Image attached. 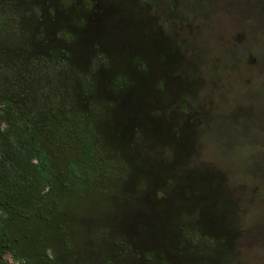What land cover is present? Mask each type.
<instances>
[{
    "label": "rangeland",
    "instance_id": "rangeland-1",
    "mask_svg": "<svg viewBox=\"0 0 264 264\" xmlns=\"http://www.w3.org/2000/svg\"><path fill=\"white\" fill-rule=\"evenodd\" d=\"M2 37L0 264H264V0H0Z\"/></svg>",
    "mask_w": 264,
    "mask_h": 264
},
{
    "label": "trees",
    "instance_id": "trees-1",
    "mask_svg": "<svg viewBox=\"0 0 264 264\" xmlns=\"http://www.w3.org/2000/svg\"><path fill=\"white\" fill-rule=\"evenodd\" d=\"M3 40L0 41V48H2L3 46H9L12 44V42H10L8 39H6V37H2ZM0 62H3V60L1 59ZM1 78H4V74H2ZM5 81V80H4ZM2 91H3V88L0 86V97H2ZM5 108L6 107H9L11 109H18V107H16L15 105L21 107V109L23 110V113H24V109H26V107L28 108H31L30 105H25L26 107H24V103H23V107L20 105V104H12L11 102H8V101H5ZM19 110V109H18ZM57 111V110H55ZM26 119L28 120V122H31L32 124H36L38 127H39V123L37 122L38 119H37V116H25ZM78 119V117H75L73 118L74 121H76ZM82 121V120H81ZM74 125L78 126L79 128H84V126L80 123H76V124H73L69 121V122H63L62 124V128H63V131H68V132H71V131H74ZM76 126V127H77ZM89 135L94 137L95 139H97V134L94 132V129L90 127V130H89ZM104 143V142H103ZM39 159H40V162H41V167L42 168H45L47 164L50 163L51 161V158L50 156L46 155L45 152H40V156H39ZM87 175V179H91L92 176L91 175H95L94 174H90V176L88 174ZM57 180L61 183V186L62 187H70L68 186L67 184L64 183V181H62L59 177H58V174H57ZM67 185V186H66ZM63 197H61V193L59 190H57L56 188V185L53 186L51 185V188L49 189V191H47L43 196L42 198L40 199L41 200V203L43 204V207L46 208V210L49 212L50 216L45 218V220H47V222L49 223V227H51L52 231L53 229H56L54 228V225L56 224V227L58 225H60L59 223H61L59 220H57V218H59V216L61 215H56L55 212H59L61 207H63V202L64 200H62ZM64 215V214H63ZM62 215V217H63ZM34 216V213H26L24 214V219H28V218H31ZM35 218V217H34ZM34 218L31 219V221L29 222L30 224L28 225L29 227H31L32 223H36L37 220H34ZM65 218H62V222H64ZM44 258V257H43Z\"/></svg>",
    "mask_w": 264,
    "mask_h": 264
}]
</instances>
